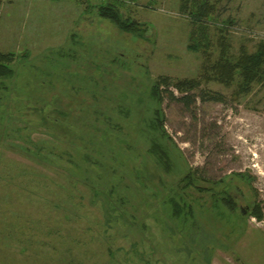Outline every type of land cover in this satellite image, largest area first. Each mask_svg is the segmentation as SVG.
Segmentation results:
<instances>
[{"label": "rangeland", "instance_id": "rangeland-1", "mask_svg": "<svg viewBox=\"0 0 264 264\" xmlns=\"http://www.w3.org/2000/svg\"><path fill=\"white\" fill-rule=\"evenodd\" d=\"M210 2V43L195 50L180 0H124L140 36L85 0H0V51L15 54L0 91V264H264V83L242 93L207 79L222 43L236 59L264 42V0ZM92 75L106 82L81 91ZM160 76L200 82L190 108L162 103L169 172L141 140ZM197 176L229 191L235 218L210 207ZM174 190L191 204L185 222L164 203Z\"/></svg>", "mask_w": 264, "mask_h": 264}, {"label": "trees", "instance_id": "trees-1", "mask_svg": "<svg viewBox=\"0 0 264 264\" xmlns=\"http://www.w3.org/2000/svg\"><path fill=\"white\" fill-rule=\"evenodd\" d=\"M87 8L85 11L95 9L96 14L103 20H108L113 23L119 30L123 32H131L136 35H143L144 29L140 28L139 22L129 17H123L120 9L124 5V0H99L98 3L92 4L91 0H85ZM180 10L187 13L191 17V23L194 28L190 34V47L197 50L202 46L208 47L209 38L207 35V22L209 18L214 15L216 5L210 0H180ZM223 29V28H222ZM197 37V39H195ZM223 38V36H221ZM74 40V38H73ZM196 40V41H195ZM227 46L222 43V51L219 59L209 66L210 79H213L225 84L231 85L239 80L238 89L242 93H248L252 89L254 83H264V42H260L254 52L248 53L244 49L236 59H230L227 54ZM75 48L70 47L67 52H64V58L72 59ZM13 52L3 53L0 51V91L8 90L5 85L6 79H11L15 75V70L12 66L15 60ZM208 70V69H207ZM88 76V75H86ZM88 79V82H83ZM100 79L105 81V75L99 78H94L93 75L82 77L80 82H83V87L78 86L79 89L86 92L94 89V84ZM86 84V85H85ZM92 84V85H91ZM170 85L175 87L180 95H176ZM200 86L199 80L195 79H180L171 81L167 76H160L155 83L150 86V95L154 98L155 104L151 109V115L146 117L141 126V140L147 145V152L154 163L161 167L164 171L169 172L172 169V157L169 151L170 138L164 128V112L162 103L165 99L170 101H178L186 108H190L196 100L193 91ZM202 100L209 98L214 101H221L223 96L219 93H212L211 96H205L204 93L197 95ZM1 97V96H0ZM1 99V98H0ZM45 120V119H44ZM85 159H89L88 155H84ZM200 178L197 176V189ZM186 185L194 186V179L192 175L186 174L182 178ZM110 192H113V184L110 186ZM218 182H214L211 186L199 188L202 191H207L210 197V207L220 216L225 218H235L237 214V201L225 188H218ZM199 191V190H198ZM164 203L171 206V216L178 220L185 222L188 216H193L191 204H189L183 195L175 192L172 196L164 200ZM254 216L257 220H262L263 213L257 204H254L248 213ZM232 218V219H233ZM214 244V241H210ZM203 247V246H201ZM217 247H220L217 246Z\"/></svg>", "mask_w": 264, "mask_h": 264}, {"label": "flooded vegetation", "instance_id": "flooded-vegetation-1", "mask_svg": "<svg viewBox=\"0 0 264 264\" xmlns=\"http://www.w3.org/2000/svg\"><path fill=\"white\" fill-rule=\"evenodd\" d=\"M243 212H244V214L247 213V211L245 212V210Z\"/></svg>", "mask_w": 264, "mask_h": 264}, {"label": "built area", "instance_id": "built-area-1", "mask_svg": "<svg viewBox=\"0 0 264 264\" xmlns=\"http://www.w3.org/2000/svg\"><path fill=\"white\" fill-rule=\"evenodd\" d=\"M263 223H264V220H263Z\"/></svg>", "mask_w": 264, "mask_h": 264}, {"label": "bare ground", "instance_id": "bare-ground-1", "mask_svg": "<svg viewBox=\"0 0 264 264\" xmlns=\"http://www.w3.org/2000/svg\"><path fill=\"white\" fill-rule=\"evenodd\" d=\"M258 142H259V140H258Z\"/></svg>", "mask_w": 264, "mask_h": 264}]
</instances>
